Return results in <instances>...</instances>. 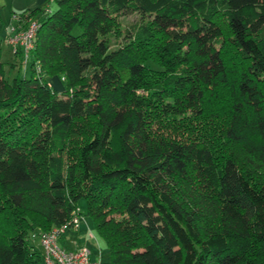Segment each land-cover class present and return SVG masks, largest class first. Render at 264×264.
I'll use <instances>...</instances> for the list:
<instances>
[{
  "label": "trees",
  "instance_id": "1",
  "mask_svg": "<svg viewBox=\"0 0 264 264\" xmlns=\"http://www.w3.org/2000/svg\"><path fill=\"white\" fill-rule=\"evenodd\" d=\"M28 19L12 79L0 47V264H42L33 238L80 199L110 264H264V0H48Z\"/></svg>",
  "mask_w": 264,
  "mask_h": 264
},
{
  "label": "built area",
  "instance_id": "2",
  "mask_svg": "<svg viewBox=\"0 0 264 264\" xmlns=\"http://www.w3.org/2000/svg\"><path fill=\"white\" fill-rule=\"evenodd\" d=\"M49 13V10H46ZM16 25L8 29V44L13 47L14 52L18 49L22 52L24 62L28 63L31 53L35 49V38L41 24L37 19H28L26 27H20L17 20ZM38 73L40 68L35 66ZM80 217L78 210L72 218L64 225L54 227L48 232L38 235L39 247L42 253V264H100V260H92L90 251L86 247H78L68 250L59 243L67 229H77Z\"/></svg>",
  "mask_w": 264,
  "mask_h": 264
},
{
  "label": "rangeland",
  "instance_id": "3",
  "mask_svg": "<svg viewBox=\"0 0 264 264\" xmlns=\"http://www.w3.org/2000/svg\"><path fill=\"white\" fill-rule=\"evenodd\" d=\"M32 2H36V3L37 2H40V3L43 2V3H42V5L30 8V10L34 9V8L43 9V8L48 6V0H16L15 4L19 5V6H21V8H23L22 12L20 11V13H16V14L21 15V14L27 12V10H29V8L27 9V5L32 3ZM2 6H3V0L0 1V8H2ZM50 7L52 8V11H54L56 9L54 4H51ZM8 8H10V4L7 5V9ZM1 21L3 22V20H1ZM144 21H145V19H142L137 13H130V14H127V15H123L122 17L119 18V27H118L119 32L117 33V35L120 34V36H119L120 38L116 39V37L113 36V37H111L110 42H113V43L115 41H119L120 42L124 29L129 28V27H131V26H133L135 24L144 23ZM78 33H79V30L77 28L74 29L73 34H78ZM0 47H1V50H2V52H1V61L4 64L5 74H6L8 79H12V77L14 75H16V73H17V68L14 71L10 70V65L16 63L15 57L12 54V50L8 49L4 42L2 43V41H0ZM25 69L26 68H22V70L20 72V75L22 77L24 76V70ZM25 76H26V78L30 77L29 66H27ZM162 77H163V75L162 76H158V79H157L158 83H160V84H161ZM54 79H56L58 82L56 80L53 81ZM63 81H64V79L59 78L58 76L47 78V84L59 94L58 95L59 97H64L65 98V97H67V95L71 94V90L68 89L67 93L64 92L65 90H64V87H63ZM157 116H158V114L156 113V114H154V116L151 119L152 130H154V131H159L160 130V126H159L160 125V121H159L160 117L159 116L157 117ZM177 132L181 136H184L185 138H188V139H189V136L193 137V135H191L190 133L184 132L182 130L177 131ZM185 138H182V139H185ZM78 210L81 213L80 219H82V218L85 219L88 222V224L91 226L92 234H93V236L95 238V239H93V243L96 246L95 247L96 251H98L100 249V251L102 252L101 253V263L100 264H110L109 263L110 257H109V252H108L107 246L105 245V243L96 234L94 226H93V222L91 221V219L88 218V217H85L83 215L85 213V200L84 199H80L78 201Z\"/></svg>",
  "mask_w": 264,
  "mask_h": 264
},
{
  "label": "crops",
  "instance_id": "4",
  "mask_svg": "<svg viewBox=\"0 0 264 264\" xmlns=\"http://www.w3.org/2000/svg\"><path fill=\"white\" fill-rule=\"evenodd\" d=\"M15 3H16V0H3V6H2V8H0V17H1V20H3V22L0 21V41H2V43L4 42L8 49L12 50L13 56H14L13 48H11L7 42L8 37H9L8 29L10 26L16 25V21L14 20V17L19 15L16 13H20V11L21 12L23 11V8H21V6H19V5H16ZM42 3L43 2H41V3L40 2H37V3L32 2V3L28 4L27 9L29 8V10H27V11H31V10L36 9V8H34V9L30 10V8L42 5ZM9 4H10V8L7 9V5H9ZM55 80L56 79H54L53 81H55ZM93 239H95V238L92 234L91 226L88 224V222L85 219L82 218L79 220V224H78L77 229H67L65 232V235L63 237H61L59 243L62 247L66 248L68 250H74L78 247H80V248L86 247L91 253V258L93 260H97L98 255L101 256L102 252L100 251V249L98 251H96V249H95L96 246L93 243ZM33 240L34 241L32 243L35 245V248L40 251L38 238L35 237V238H33Z\"/></svg>",
  "mask_w": 264,
  "mask_h": 264
}]
</instances>
